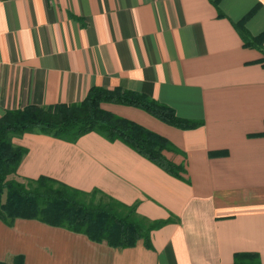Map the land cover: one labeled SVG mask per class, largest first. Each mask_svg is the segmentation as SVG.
Listing matches in <instances>:
<instances>
[{"label": "crops", "instance_id": "obj_1", "mask_svg": "<svg viewBox=\"0 0 264 264\" xmlns=\"http://www.w3.org/2000/svg\"><path fill=\"white\" fill-rule=\"evenodd\" d=\"M247 18V19H246ZM264 34V0H0V118L28 106L83 101L93 88L147 95L176 116L102 107L167 138L186 153V183L123 142L92 132L71 143L26 133L20 182L48 177L94 191L150 222L170 221L116 249L37 220L0 219V263L264 264V53L237 26ZM264 44V42H263ZM98 194L97 196H104Z\"/></svg>", "mask_w": 264, "mask_h": 264}, {"label": "trees", "instance_id": "obj_2", "mask_svg": "<svg viewBox=\"0 0 264 264\" xmlns=\"http://www.w3.org/2000/svg\"><path fill=\"white\" fill-rule=\"evenodd\" d=\"M246 19L237 26L245 47L264 53V34L252 37L244 29ZM103 104L134 107L181 130H194L202 125V122L177 117L172 108L147 95L120 89L93 88L79 103L8 111L0 118L1 221L13 225L17 219L37 220L83 234L96 243L106 242L116 249L133 248L141 240L152 248L151 233L170 221L145 220L137 214L135 206H126L97 190L86 193L48 177L17 180L18 167L28 151L16 146L14 138L38 132L75 143L86 134L96 132L110 142H123L170 176L190 182L185 177L186 163L177 164L165 154L186 159L185 152L156 132L104 109ZM98 194L104 196L95 203ZM16 264H24L23 258ZM234 264H260V259L257 254L240 253L235 256Z\"/></svg>", "mask_w": 264, "mask_h": 264}, {"label": "rangeland", "instance_id": "obj_3", "mask_svg": "<svg viewBox=\"0 0 264 264\" xmlns=\"http://www.w3.org/2000/svg\"><path fill=\"white\" fill-rule=\"evenodd\" d=\"M18 180V179H17ZM19 181V180H18ZM101 200V197L100 196H97L96 199H95V203H99V201Z\"/></svg>", "mask_w": 264, "mask_h": 264}]
</instances>
